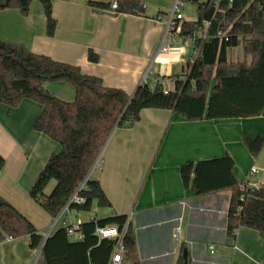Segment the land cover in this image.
<instances>
[{
	"label": "crops",
	"instance_id": "crops-1",
	"mask_svg": "<svg viewBox=\"0 0 264 264\" xmlns=\"http://www.w3.org/2000/svg\"><path fill=\"white\" fill-rule=\"evenodd\" d=\"M110 1L52 0L56 21L52 37L46 34L37 0L25 17L17 9H0V40L77 66L83 74L100 78L105 87L129 96L144 74L147 84L159 82L166 91L173 90L192 53L190 47L177 56L159 53L165 15L174 0H136L144 5L145 16L113 14L89 5ZM89 50L97 55V62L88 61ZM43 86L58 99H74V88L68 83ZM41 110L40 104L28 99L12 109L0 105V156L5 161L0 196L44 234L52 218L30 198L29 190L59 145L34 131ZM258 135L264 136V112L247 119L186 121L170 110L144 109L131 127L113 131L100 155L101 166L90 173L111 207H98L93 215L80 218L78 211L70 210L61 220L81 224L93 218L127 216L140 264H177L184 250L188 264H264V241L257 231L241 227L233 239L226 233L231 191L196 196L190 185L183 186L179 171L183 164L227 155L234 162L238 184L264 186V146L252 157L242 142L243 137ZM251 168L257 173L248 178ZM32 255L27 237L0 245V264H31Z\"/></svg>",
	"mask_w": 264,
	"mask_h": 264
},
{
	"label": "trees",
	"instance_id": "trees-1",
	"mask_svg": "<svg viewBox=\"0 0 264 264\" xmlns=\"http://www.w3.org/2000/svg\"><path fill=\"white\" fill-rule=\"evenodd\" d=\"M32 1L8 0L0 9H17L25 17ZM37 1L43 9L46 34L52 37L56 28L52 0ZM112 1L117 4L114 10L110 8ZM184 2L196 5L197 19L184 20L179 35L184 39L196 37L194 49L198 55L186 62L181 78H175L174 88L169 91L157 82L152 89L140 85L129 96L123 90L105 87L100 78L83 74L77 66L0 40V105L16 108L23 99L40 104L42 110L33 129L59 145L29 190L30 198L51 218L58 215L82 183L83 189L78 194L83 203L71 204V210L90 212L93 204L99 208L111 207L98 181L90 179L91 168L113 131L131 127L139 121L144 109L170 110L186 121L247 119L263 114L264 0H221L219 10L208 3ZM89 5L113 14L145 16L144 5L136 0ZM199 31L206 36H197ZM237 47H241L244 57H250L249 64L245 60H229V51ZM87 59L95 63L98 57L89 50ZM48 82L72 85L73 101L51 95L43 86ZM242 142L252 157H256L264 146V136L243 137ZM4 163L0 156V170ZM233 168L234 162L227 155L189 162L180 166V179L184 187H192L196 196L230 190L227 235L233 239L236 231L244 227L257 231L264 241V186L238 184ZM52 180L55 186L46 195L44 190ZM107 225L125 231L124 263L140 264L136 241L125 215L81 223L82 239L78 241H71L65 228H58L44 241L37 264H109L115 242L99 240L95 234L97 227ZM4 235L11 239L27 237L31 250L42 242V235L33 224L0 196V239ZM177 264H188V258L181 256Z\"/></svg>",
	"mask_w": 264,
	"mask_h": 264
},
{
	"label": "built area",
	"instance_id": "built-area-1",
	"mask_svg": "<svg viewBox=\"0 0 264 264\" xmlns=\"http://www.w3.org/2000/svg\"><path fill=\"white\" fill-rule=\"evenodd\" d=\"M198 3H208L212 5L216 10H219L218 5L221 0H191ZM186 3L184 0H174L170 10L165 15L164 20V31L160 40L159 45V53L162 55H173L177 56L182 48L190 47L192 49L190 60L197 57L198 52L194 49V42L196 37L182 38L179 34L181 31V24L185 20L182 14L183 7ZM116 1H112L110 8L114 10L116 8ZM205 26H208V23H205ZM197 36L204 38L206 35H201L200 31L197 33ZM155 83V82H154ZM141 85H147L150 89L153 88L152 84H147L146 82V74L143 75ZM100 158V157H99ZM99 158L93 164L90 173L94 168H99ZM257 173L256 168H251L248 174V178L253 177ZM90 176V175H89ZM248 184V181L244 182ZM84 183H82L77 190L72 194L69 198L68 202L61 209L58 215L52 218L50 226L46 233L42 235L41 244L34 250L32 253L34 254V258L31 264H37V262L41 259V248L44 241L49 237L53 229L60 225V227L65 228L66 234L71 241H78L82 239V235L79 233V225L78 223L69 224L61 220V216L65 213L69 212L71 204H81L83 203V199L79 196L78 192L83 189ZM241 189H244V186L241 185ZM175 234L177 235L179 228L175 230ZM95 234L99 240H112L115 242L113 253L110 259L109 264H125L123 261V255L125 253V247L123 243V237L125 231L120 232L116 226H103L97 227L95 230ZM12 241L8 236H3L0 239V245L8 243ZM214 252V247H210V253Z\"/></svg>",
	"mask_w": 264,
	"mask_h": 264
},
{
	"label": "rangeland",
	"instance_id": "rangeland-1",
	"mask_svg": "<svg viewBox=\"0 0 264 264\" xmlns=\"http://www.w3.org/2000/svg\"><path fill=\"white\" fill-rule=\"evenodd\" d=\"M182 14H183L184 19L186 21H195L197 19L196 5H194L192 3L185 4L184 7H183ZM233 55H234V57H233ZM228 56H230V58H232V60H237L236 59L237 56H238V59L240 61L244 60L241 47H237V48L231 49L229 51V53H228ZM245 62L247 64L250 63L249 57H246ZM102 161H103L102 157L99 158V166H101ZM54 186H55V181H53V180L50 181V183L45 188L44 193L46 195H48L52 191ZM95 210H99V208L95 204H93L92 207H91L90 212H78V218L83 217V216L93 215L95 213ZM73 215H77V213H74ZM75 219L76 218L74 217V221H76ZM33 258H34V254L32 255V261H33ZM32 261H31V263H32Z\"/></svg>",
	"mask_w": 264,
	"mask_h": 264
},
{
	"label": "water",
	"instance_id": "water-1",
	"mask_svg": "<svg viewBox=\"0 0 264 264\" xmlns=\"http://www.w3.org/2000/svg\"><path fill=\"white\" fill-rule=\"evenodd\" d=\"M8 0H0V7H4L6 5ZM99 12V11H98ZM187 257V254H186V251L184 250L183 251V258H186Z\"/></svg>",
	"mask_w": 264,
	"mask_h": 264
}]
</instances>
